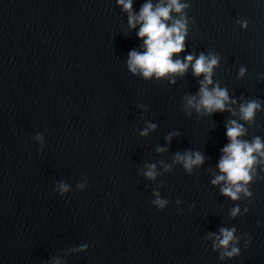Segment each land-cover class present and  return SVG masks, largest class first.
<instances>
[{"label":"water","instance_id":"water-1","mask_svg":"<svg viewBox=\"0 0 264 264\" xmlns=\"http://www.w3.org/2000/svg\"><path fill=\"white\" fill-rule=\"evenodd\" d=\"M170 2L0 0V264H264V0H178L161 19L188 67L146 77L138 17ZM201 55L222 111L200 104ZM232 121L262 145L235 199Z\"/></svg>","mask_w":264,"mask_h":264},{"label":"clouds","instance_id":"clouds-1","mask_svg":"<svg viewBox=\"0 0 264 264\" xmlns=\"http://www.w3.org/2000/svg\"><path fill=\"white\" fill-rule=\"evenodd\" d=\"M119 2L123 4L126 9H131L132 7L131 0H128L127 3H125V0H119ZM173 7L179 12L183 6L178 3V0H171L168 7H158L155 11L152 10L151 4L144 5L138 17L140 21L144 22L139 31V35L141 37H147L145 40L147 51L143 54L135 51L130 53L129 63L133 71L139 66L146 77L152 75L153 72H155L157 76H161L167 72H183L188 67L186 63H182L179 60L173 62L171 59L174 53L181 52L184 47V36L181 34L184 24L177 21L174 26L168 27L161 19L167 20ZM136 19V17H130L129 22L135 26ZM186 59L191 62L193 56L189 55ZM216 63L217 60L215 58L206 62V57L201 55L196 59L193 68L197 75L201 73L207 74L205 78L206 82H202L204 86L201 88L202 99L200 104L209 110L217 109L222 111L225 108L224 102L228 99L227 92L218 87L213 91H209L207 88V84L212 83L211 72ZM243 71L244 70L241 69V73H243ZM257 107L258 105L255 102L249 103L247 106H242L241 111L244 118H251L254 109ZM232 124L235 126L227 130V135L231 138L232 142L224 148L223 151L227 155L223 157L219 167L222 172L227 174V180L236 185L237 189V191H233L231 187H225L223 192L235 199L237 192L240 190L238 182L250 179L246 166H250L253 162L251 154L253 151L261 149L262 145L259 139L256 140L254 145H248L239 141L237 137L241 134L242 127L236 124L235 121H232ZM202 159L199 153L196 154L195 160H193L191 156H188L185 166L191 168L193 164L201 163ZM149 175H152V173H149ZM224 179V176H219L213 183H218ZM233 214H235V212ZM222 232L223 239L220 240V244L226 246L229 241L232 240L233 235L232 232L227 229H222ZM236 251V249H233V252ZM228 255H232V253H228Z\"/></svg>","mask_w":264,"mask_h":264}]
</instances>
